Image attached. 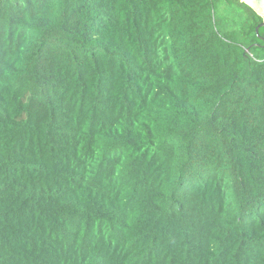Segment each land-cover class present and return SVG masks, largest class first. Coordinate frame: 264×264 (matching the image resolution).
<instances>
[{
  "label": "trees",
  "instance_id": "1",
  "mask_svg": "<svg viewBox=\"0 0 264 264\" xmlns=\"http://www.w3.org/2000/svg\"><path fill=\"white\" fill-rule=\"evenodd\" d=\"M262 20L0 0V264H264Z\"/></svg>",
  "mask_w": 264,
  "mask_h": 264
},
{
  "label": "water",
  "instance_id": "2",
  "mask_svg": "<svg viewBox=\"0 0 264 264\" xmlns=\"http://www.w3.org/2000/svg\"><path fill=\"white\" fill-rule=\"evenodd\" d=\"M248 4L258 15L262 17V22L256 28V31L259 27H264V0H241Z\"/></svg>",
  "mask_w": 264,
  "mask_h": 264
},
{
  "label": "bare ground",
  "instance_id": "3",
  "mask_svg": "<svg viewBox=\"0 0 264 264\" xmlns=\"http://www.w3.org/2000/svg\"><path fill=\"white\" fill-rule=\"evenodd\" d=\"M202 165V164H201Z\"/></svg>",
  "mask_w": 264,
  "mask_h": 264
}]
</instances>
